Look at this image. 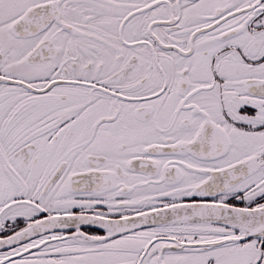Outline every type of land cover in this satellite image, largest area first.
I'll list each match as a JSON object with an SVG mask.
<instances>
[{"label":"snow or ice","instance_id":"obj_1","mask_svg":"<svg viewBox=\"0 0 264 264\" xmlns=\"http://www.w3.org/2000/svg\"><path fill=\"white\" fill-rule=\"evenodd\" d=\"M0 264H264V0H0Z\"/></svg>","mask_w":264,"mask_h":264}]
</instances>
